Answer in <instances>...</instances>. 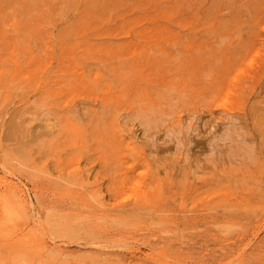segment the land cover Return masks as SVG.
I'll return each mask as SVG.
<instances>
[{
	"label": "rangeland",
	"instance_id": "obj_1",
	"mask_svg": "<svg viewBox=\"0 0 264 264\" xmlns=\"http://www.w3.org/2000/svg\"><path fill=\"white\" fill-rule=\"evenodd\" d=\"M2 174L0 264H264V0H0Z\"/></svg>",
	"mask_w": 264,
	"mask_h": 264
},
{
	"label": "bare ground",
	"instance_id": "obj_2",
	"mask_svg": "<svg viewBox=\"0 0 264 264\" xmlns=\"http://www.w3.org/2000/svg\"><path fill=\"white\" fill-rule=\"evenodd\" d=\"M47 6V5H46ZM33 9V8H32ZM68 9V8H67ZM11 10V9H10ZM77 11V10H76ZM110 14V13H109ZM171 14V13H170ZM68 20V19H67ZM65 22V21H64ZM5 27V26H4ZM133 29V28H132ZM25 33V32H24ZM75 33V32H74ZM245 33V32H244ZM243 32H239L237 35H235L234 37H237L238 39H241V35L242 34H244ZM220 36H226V35H220ZM187 38V37H186ZM233 44V43H232ZM243 45V44H242ZM241 44H240V42L239 43H237L236 44V46H240L241 48H243V50H241V51H243V52H245L247 49H244V47L242 46ZM250 56H249V59H248V63L249 64H252L253 63V56L254 55H258V51H259V46L258 47H255V44H251L250 46ZM176 49V48H175ZM176 52V51H175ZM213 54H214V56L217 54V51L215 50V51H213ZM227 54H228V48H226L225 49V51L223 52V54H222V56L218 59V61H220V64H219V69L220 70H224V68H225V66H226V61L228 62V56H227ZM248 54V50H247V52H246V55ZM241 55H238V58L237 59H241ZM78 63V62H77ZM239 64V63H238ZM63 67H65V66H63ZM50 69V68H49ZM114 69V68H113ZM57 72V71H56ZM47 73H48V71H47ZM44 75V74H43ZM44 77V76H43ZM49 77V76H48ZM59 77V76H58ZM41 81H42V79H41ZM54 82V81H53ZM68 83V82H67ZM70 83V82H69ZM46 84H47V82H46ZM51 85H53V83H51ZM40 86H41V84H40ZM2 87V86H1ZM20 87V86H19ZM39 87V86H38ZM50 87V86H49ZM38 90V89H37ZM43 90V89H42ZM230 90H231V84H227L226 85V91H225V95H224V97H226L227 96V94L230 92ZM36 91V90H35ZM46 91V90H45ZM47 92V91H46ZM45 92V93H46ZM24 93V92H23ZM22 93V94H23ZM42 93V92H41ZM6 94V93H5ZM34 94V93H33ZM38 95V94H37ZM39 95H40V93H39ZM42 95V94H41ZM51 95V94H50ZM56 95V94H55ZM29 98L30 97H28V100H29ZM50 98V97H49ZM16 99V98H15ZM44 99V98H43ZM47 98H45V100H46ZM58 99V98H57ZM47 101V100H46ZM50 101V100H49ZM26 103V102H25ZM216 105V104H215ZM21 107V106H20ZM55 107V106H54ZM50 108V107H49ZM45 109H48V108H45ZM54 109V108H53ZM52 110V109H51ZM48 111H49V109H48ZM42 112H43V110H42ZM53 115V114H52ZM75 116V115H74ZM54 117V116H53ZM64 118V120L66 121V124L65 125H67L68 126V130H70V131H73V132H75V131H77V129H76V126L75 125H73L72 124V120H70L67 116H63ZM30 118V117H29ZM48 118H50V117H48ZM55 118V117H54ZM47 119V118H46ZM69 119V120H68ZM102 119V118H101ZM48 121H50V120H48ZM47 122V121H46ZM55 126V124H45L43 127H44V129L42 130V131H40V135H47L48 137H50V138H46V139H44V137H41V136H39V138L42 140H40L39 141V144H37L38 145V147L39 146H42L43 148H47V147H50V146H52L51 148L53 149V150H56V148L59 146V145H62L63 144V140H59V138L58 137H56L55 136V130H53V127ZM67 126H65V128H66V130H67ZM95 126V125H94ZM99 126V125H98ZM97 126V127H98ZM93 127V126H92ZM91 127V128H92ZM25 129V128H24ZM60 129H64V127L63 126H61L60 127ZM65 130V129H64ZM29 131V130H28ZM87 132V131H86ZM65 134L64 135H67L66 137H68L67 138V141H71V138L74 136V135H76V134H74V135H72L70 132H64ZM39 134V133H38ZM59 136V135H58ZM122 136V135H121ZM27 137V136H26ZM132 137V136H131ZM38 138V137H37ZM82 140V139H81ZM130 140V139H129ZM133 140V139H132ZM16 141V140H15ZM24 143V142H23ZM3 145V144H2ZM16 145V144H15ZM6 148V147H5ZM17 148H18V146H17ZM2 149V148H1ZM22 149L23 150H25L27 153H31L30 151H31V149L28 147V146H25V147H22ZM50 149V148H49ZM48 149V150H49ZM21 150V149H20ZM42 150H44V149H42ZM15 151V150H14ZM135 151V150H134ZM16 152V151H15ZM19 152V151H18ZM41 152V151H40ZM44 152V151H43ZM49 152V151H48ZM38 153V152H37ZM64 153V152H63ZM22 154V153H21ZM40 154V153H39ZM41 154H43V153H41ZM52 156V155H51ZM55 158V157H54ZM55 160V159H54ZM67 160V162L69 163V164H71L72 163V159H69V158H67L66 159ZM59 161V160H58ZM56 164H59V162L58 163H56ZM3 169V168H2ZM57 170V169H56ZM43 171V170H42ZM11 173V172H10ZM43 173V172H42ZM4 174V173H3ZM2 174V175H3ZM0 175L1 177H0V205L2 204V206H0V219H1V221L0 222H2L3 221V219H8V221L9 220H11V221H13L12 220V215L14 214L13 212V210H14V208H13V206L12 205H9V204H6V201H2V200H6V196L8 197H10V196H16V194L18 193V191L16 190L17 188H19L18 186H16L15 184H12V183H9L8 182V180H7V173L5 174V175ZM9 175H11V174H9ZM8 175V176H9ZM13 176V175H12ZM156 176V175H155ZM14 177V176H13ZM9 178V177H8ZM12 178V177H11ZM161 180V179H160ZM166 180V179H165ZM20 182V181H19ZM56 182H58V181H56ZM59 183V182H58ZM161 183V182H160ZM31 194V193H30ZM162 194V193H161ZM19 197H21L20 195H18ZM17 197V196H16ZM160 198V197H159ZM17 201L19 202V204L22 206V207H25L26 205L25 204H23L22 202V199H18L17 198ZM29 201V200H28ZM121 202H123V201H121ZM23 211H25L24 209H23ZM28 213V212H27ZM34 214V213H33ZM35 215V214H34ZM17 216V215H16ZM37 216V215H36ZM32 217V216H31ZM40 217V216H39ZM38 217V218H39ZM37 218V219H38ZM33 219V218H32ZM28 220V219H27ZM35 220V218L33 219V221ZM5 221V220H4ZM40 221V220H39ZM38 221V222H39ZM41 221H42V219H41ZM41 221L39 222V223H41ZM30 222H32V221H30ZM38 222H35L34 224H36V227L38 226V225H40ZM3 223H5V222H3ZM13 223V222H12ZM12 223L11 222H8V224L6 225V226H4V228L2 229V230H0V247H2V248H4L3 250H5V249H7V250H10V252H14L15 254H18V255H21V254H24V253H27V252H29L31 249L33 250L34 249V251L35 252H37V250H36V247L38 248V243L37 242H34L32 239H30L29 237L27 238V236L25 237L24 236V233H25V229H23V228H19L18 226H13L12 225ZM42 223H45V222H42ZM41 223V224H42ZM50 224V223H49ZM43 225V224H42ZM42 225H40L39 226V228L42 226ZM46 225V224H45ZM35 227V226H34ZM43 227V226H42ZM31 228V227H30ZM45 228V227H44ZM36 229L37 228H35V231H36ZM43 230V229H42ZM42 230H40V231H42ZM47 230V229H46ZM37 232L38 234L40 233V236H42L41 235V232ZM44 231V230H43ZM71 232V231H70ZM43 233V232H42ZM46 233V232H45ZM48 233V232H47ZM72 233V232H71ZM32 234H35V233H32ZM26 235V234H25ZM35 235H37V234H35ZM34 235V236H35ZM24 236V237H23ZM43 237V236H42ZM47 238V237H46ZM254 238V237H253ZM43 239V238H42ZM253 241V240H252ZM67 242V241H66ZM95 244V243H94ZM100 244V243H99ZM36 245H38V246H36ZM51 245V244H50ZM57 245V244H56ZM92 245V244H91ZM102 245V244H101ZM107 244H105V245H103L104 247L106 246ZM115 245V244H114ZM59 246V245H58ZM109 246V245H108ZM116 246V245H115ZM114 246V247H115ZM119 246V245H118ZM122 246V245H121ZM125 246H127V245H125ZM124 246V247H125ZM129 246V245H128ZM131 246V245H130ZM129 246V247H130ZM49 247V246H48ZM51 247H52V245H51ZM95 247V246H94ZM110 247V246H109ZM133 247V246H132ZM132 247H130V248H132ZM54 248V247H53ZM92 248V247H91ZM122 248V247H121ZM126 248H128V247H126ZM134 248V247H133ZM47 249L48 248H41V247H39L38 248V250L39 251H41V254H43L44 252H47ZM57 249L58 248H55V249H50V251H56V253H60L61 251H59V252H57ZM113 249V248H112ZM135 249V248H134ZM29 250V251H28ZM49 250V249H48ZM124 250V249H123ZM129 250V249H128ZM138 250V249H137ZM145 250V249H144ZM245 250V249H244ZM132 251V250H131ZM154 251V250H153ZM9 252V251H8ZM133 252V251H132ZM150 252V251H149ZM149 252H148V254H149ZM4 253V252H3ZM55 253V254H56ZM63 253V252H62ZM61 254V253H60ZM147 254V255H148ZM151 254V253H150ZM159 254V253H158ZM238 254V253H237ZM5 255V254H4ZM98 255V254H97ZM151 255H153V254H151ZM157 255V254H156ZM160 255V254H159ZM162 255V254H161ZM134 256V255H133ZM145 256V255H144ZM154 256V255H153ZM153 256H151V257H153ZM165 257H167V256H165ZM239 257V256H238ZM147 258V257H146ZM161 258V257H160ZM160 258H158V259H160ZM115 259H116V257H115ZM152 259V258H151ZM154 259V258H153ZM156 259V258H155ZM154 259V260H155ZM171 259V258H170ZM157 260V259H156ZM161 260V259H160ZM160 260H158V261H160ZM165 261V260H164ZM167 261V260H166ZM169 261V260H168ZM167 261V262H168ZM178 261V260H177ZM24 262V261H23ZM171 262L172 261H170V264H171ZM230 262H237L236 261V259H232V261H230ZM25 263V262H24ZM166 263V262H165ZM169 263V262H168ZM174 263H175V261H174ZM174 263H172V264H174ZM224 263V262H223ZM137 264V263H136ZM177 264V263H176ZM184 264V263H183ZM194 264V263H193ZM217 264V263H216Z\"/></svg>",
	"mask_w": 264,
	"mask_h": 264
}]
</instances>
